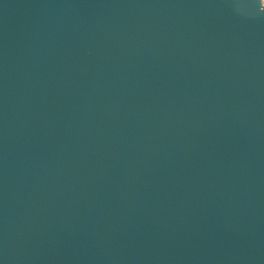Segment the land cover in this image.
<instances>
[{
  "label": "water",
  "instance_id": "1",
  "mask_svg": "<svg viewBox=\"0 0 264 264\" xmlns=\"http://www.w3.org/2000/svg\"><path fill=\"white\" fill-rule=\"evenodd\" d=\"M0 264H264L263 0H0Z\"/></svg>",
  "mask_w": 264,
  "mask_h": 264
},
{
  "label": "built area",
  "instance_id": "2",
  "mask_svg": "<svg viewBox=\"0 0 264 264\" xmlns=\"http://www.w3.org/2000/svg\"><path fill=\"white\" fill-rule=\"evenodd\" d=\"M263 2H264V0H263Z\"/></svg>",
  "mask_w": 264,
  "mask_h": 264
}]
</instances>
